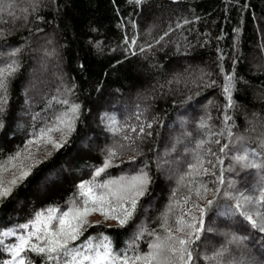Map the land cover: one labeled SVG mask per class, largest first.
<instances>
[{
  "label": "trees",
  "instance_id": "obj_1",
  "mask_svg": "<svg viewBox=\"0 0 264 264\" xmlns=\"http://www.w3.org/2000/svg\"><path fill=\"white\" fill-rule=\"evenodd\" d=\"M16 49L20 51L12 57ZM13 59L18 68L4 93L0 163L24 151L35 134L57 125L58 117L70 119L71 105L78 104L80 112L69 143L47 159L40 152L37 158L44 163L0 205V262L11 259L8 248L23 232L19 225L37 211L49 207L66 211L71 206L78 198L79 183L91 180L94 168L103 164L105 150L126 143L121 137L128 125L151 122L152 128L146 129L151 135L137 141L140 154L135 163L128 162L135 153L122 149L113 161L118 167L97 179H117L144 169L151 177L150 195L141 198L127 226L121 228L113 221L112 226L88 227L76 244L103 234L117 253L129 245L136 252H147L153 234H163L168 206L176 201L183 205V197L189 194L185 185L190 179L185 176L181 181V176L196 153L203 154L197 148L202 140H220L205 147L224 160L225 179L234 185L230 191L258 192L261 172L240 167L232 157L255 150L254 159H264L260 148L264 142V0H144L142 4L134 0H0V67ZM36 66L55 69L59 76L52 71L43 78L33 77L30 73ZM227 75L237 78L233 109L226 107L223 91ZM138 95H143L145 104L136 101ZM100 110L104 114L98 116ZM226 113L232 117L227 125ZM105 114L107 118L102 119ZM202 119L208 128L199 127ZM120 126H125L120 135L109 131ZM51 136L59 140L61 133ZM89 141L95 143L93 148ZM223 144H229L226 154L219 152ZM220 167L214 171L219 173ZM9 175L5 173L6 178ZM48 176L52 179L43 183ZM195 179L216 187L215 177ZM196 202L205 206L204 201ZM189 209L199 215L191 203L183 206V211ZM180 211L173 209L170 224ZM141 226L143 234L137 235ZM208 227L212 231H204L193 246V264H264V233L238 214H224V209L214 206L205 217ZM12 232L16 235H5ZM233 235L240 238L238 244L228 242ZM222 248L227 249L222 260L208 259ZM22 256L42 264L34 253Z\"/></svg>",
  "mask_w": 264,
  "mask_h": 264
},
{
  "label": "snow or ice",
  "instance_id": "obj_2",
  "mask_svg": "<svg viewBox=\"0 0 264 264\" xmlns=\"http://www.w3.org/2000/svg\"><path fill=\"white\" fill-rule=\"evenodd\" d=\"M134 2L142 4L144 0H134ZM163 38V36L160 37V40ZM132 43L134 44L135 40ZM19 51L20 49H16L10 55L15 57ZM17 68L15 59L4 67H0V129L4 128L3 117L6 114L4 93L7 92L9 79L15 74ZM236 83L237 78L234 75L225 76L223 91L228 109L236 107L233 98ZM64 103L68 102L64 101ZM79 112L78 104L71 105L70 119L58 117L57 125L41 130L34 135V138L27 141L24 151L16 152L6 163H0V205L24 185V182L33 175L34 169L44 163V160L37 158L41 150L44 152V158L47 159L69 143V137L76 131L75 121L79 118ZM106 118L107 114L102 117V119ZM139 118L138 115L137 119ZM231 119L232 117L226 113L225 124L227 125ZM126 127L127 133L121 137L126 143H119L105 150L103 164L94 168L91 180L79 183L78 198L71 201V206L66 211L57 207L37 211L32 219L19 225L23 232L17 236V242L8 248L11 259L0 264H33L31 259L22 256V253L29 252L40 256L42 264H193L195 259L193 246L204 231H212L211 227L205 228V217L214 206L217 209H224V214H238L253 229L264 233V159L257 162L254 159L257 155L255 150L232 157L234 163L240 167L259 170L262 174L261 186L255 195L244 192L233 193L230 191L234 187L233 183L225 179V170L222 167L224 160L211 147H205L209 143L220 144V140L217 139L202 140L197 144V148L202 149L203 154L197 152L194 162L188 165V172L181 176V181L185 179V176L190 179V183L185 185L188 187L189 194L183 197V205L180 201H176L168 206V212L164 214L161 224L163 234H153L154 239L149 242L147 252H136L135 246L129 245L126 251L117 253L112 248L110 238L103 234L99 238L90 236L80 244H76L75 242L80 240L88 227L95 226L88 220L93 213H99L105 222L116 221L119 227L123 228L135 218L141 198L146 194L150 195L151 177L144 169H140L134 175L121 176L118 179L103 181L97 179L107 173L109 168L118 167L113 161L122 155V149L127 148L135 153L128 161L135 163V156L140 154L135 145L144 136L151 135V132L146 129H151L152 123ZM199 127L204 129L209 125L202 119ZM109 131H112L113 135H120L125 131V126L109 128ZM53 132L61 133L59 140L51 136ZM227 132L229 137L233 135L231 128H228ZM131 133H135V137ZM223 134V131L219 133V135ZM260 148L264 150V142H261ZM226 149H229V144H223L219 152L226 154ZM207 156L215 159H206ZM218 165L221 166L219 173L214 171ZM5 173L10 174L9 178L5 177ZM200 176L215 177L213 183L216 187L210 188L203 181L197 183L195 178ZM50 179H52L51 176L45 177L42 182L46 183ZM209 194L213 196V199H207ZM217 198L223 201H234V203H221ZM197 200L204 201L205 206L201 207ZM189 203L192 204V208L198 209V216L193 214L191 209L187 212L183 211V206ZM174 208H180L181 211L170 224L169 216ZM143 231L141 226L137 235H142ZM5 235H16V233H5ZM239 240V237L233 235L228 242L238 244ZM226 251V248H222L208 259L219 262ZM129 252L133 254L129 255Z\"/></svg>",
  "mask_w": 264,
  "mask_h": 264
},
{
  "label": "rangeland",
  "instance_id": "obj_3",
  "mask_svg": "<svg viewBox=\"0 0 264 264\" xmlns=\"http://www.w3.org/2000/svg\"><path fill=\"white\" fill-rule=\"evenodd\" d=\"M52 71H55L56 72V74L58 75V71H56L55 69H48L47 71L46 70H44V69H40L38 66H36L35 67V69L34 70H32V72L30 73V75H33V77H34V75L35 76H38V78H43L44 76H45V74H47V73H49V72H52ZM59 76V75H58ZM65 92V91H64ZM136 101H138L139 103H143V104H145V101H144V98H143V95L141 96V95H138L137 97H136ZM105 107H107V105L105 106ZM104 114V111L103 110H100L99 112H98V116H100L101 114ZM97 119V118H96ZM98 124V123H97ZM86 142V141H85ZM85 142H83V144H85ZM90 145V146H89ZM89 147L90 148H93L94 146H95V143H92V142H90L89 141ZM49 149H50V146H49ZM51 150V149H50ZM41 152H43V150H41ZM9 174V173H8ZM121 176H127L126 174H124V175H120L119 177H121ZM118 177V178H119ZM117 178V179H118ZM88 220H89V222L91 223V224H93V225H104V226H112V225H114V223H113V221H107V222H105L104 221V219H103V217L99 214V213H93L91 216H89L88 217ZM238 258L239 259H241V260H246L247 258L245 257V256H243V255H239L238 256Z\"/></svg>",
  "mask_w": 264,
  "mask_h": 264
}]
</instances>
